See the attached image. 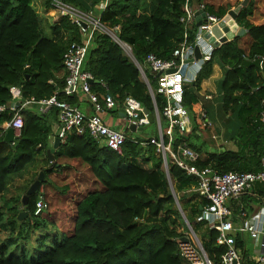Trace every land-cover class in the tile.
I'll list each match as a JSON object with an SVG mask.
<instances>
[{
    "label": "trees",
    "instance_id": "obj_1",
    "mask_svg": "<svg viewBox=\"0 0 264 264\" xmlns=\"http://www.w3.org/2000/svg\"><path fill=\"white\" fill-rule=\"evenodd\" d=\"M66 1L81 8L97 3V0ZM49 2L46 0L47 5ZM184 2L107 0L99 20L130 46L131 54L138 62L144 63L149 52L168 58L184 39V32L187 42H193L197 32L194 16L186 29L179 20ZM188 2L191 5L203 2L205 10L217 16L227 11V5L215 6L205 0ZM253 10L254 0H248L235 19L250 38L247 46L239 44V35L215 46L209 57L203 60L195 78L183 83L182 104L189 113L191 130H195L201 123V89L205 93L207 90L203 81L218 65L221 75L216 82V92L220 107L240 121L239 131L231 137L241 146H251L258 164L264 151V123L259 120L264 82L255 65L243 67L241 64L245 57L260 55L264 67V23L250 19ZM48 26L46 31L33 0H0V103L11 99V85L20 87L21 99L30 96L39 99L56 93L58 97L76 103V93L65 95L61 89L67 72L63 54L69 42L80 40V27L66 15H59ZM82 69L91 72L93 91L101 94L108 90L118 104L127 93L136 97L149 111H154L156 105L161 112L166 103L165 96L157 90L156 73L144 67L152 96L135 61L105 31H93ZM34 106L20 107L23 127L12 141L4 138L5 132L0 134V199L11 174L21 172L39 150L44 151L50 163L42 168L44 178L41 185L46 175L55 169V159L68 156L86 162L101 187L87 190L76 201L70 229L55 228L50 234L37 233L48 220L42 216L44 211L34 213L39 190L29 194L25 204L21 201L22 196L16 197L17 203L9 206L13 210L8 217L4 218L0 210V232L8 230V234L0 239V264H186L178 245V237L183 232L179 229L182 218L175 198L193 230L199 233L207 256L213 264H221L223 246L216 243L217 230L204 220L195 219L207 200L189 190L196 185L194 174L187 173L172 161L167 162L165 169L162 155L155 145L140 142L148 141L149 137L135 136L138 141H133L126 129L121 152L99 144L88 131L70 129L50 159L46 147L56 109L49 106L39 112ZM11 113L9 109L1 111L0 124L4 125ZM161 120L166 124L162 116ZM251 123L261 128L257 141L250 138ZM188 137V134L184 136L174 130L173 146L186 141L199 148ZM237 152L229 149L209 151L194 163L199 167L210 165L220 171L229 170ZM58 166L62 167L60 163ZM18 205H22L20 210ZM21 210L26 211V215L18 219ZM45 235H48L47 239ZM234 237L236 245L244 251V238L240 233H235ZM30 238L34 240L31 246L28 244Z\"/></svg>",
    "mask_w": 264,
    "mask_h": 264
},
{
    "label": "built area",
    "instance_id": "obj_2",
    "mask_svg": "<svg viewBox=\"0 0 264 264\" xmlns=\"http://www.w3.org/2000/svg\"><path fill=\"white\" fill-rule=\"evenodd\" d=\"M104 0L102 8L106 5ZM50 7L59 15H66L69 19L78 24L80 27V40H73L68 43L63 54V63L66 69L65 83L61 91L65 95L82 92L90 100L92 111L86 114L75 103H71L64 98H60L56 93L49 96L35 99L33 96H21V89L18 85H11V99L0 103V112L9 109L12 111L10 118L2 125L0 134L5 132L8 127L13 128L14 136L20 134L23 127V117L20 112L21 106H29L37 104L40 111L45 107L52 106L56 109V119L58 122L57 136L60 141H64L67 131L74 129L77 132L88 131V133L99 143L106 144L110 148L121 152L122 144L126 139L123 130L112 127L106 123L102 113L110 110L117 104L116 99L107 90L101 94L93 91L90 82L93 76L90 71L82 69L83 58L87 47L90 43L92 33L95 29L106 31L105 27L99 20V13L93 10H85L66 0H50ZM183 12L179 17L184 29L191 17L195 18L196 10H203L204 15L201 17L202 22L197 25V32L193 42H187L186 32L184 39L173 49L172 55L168 58H161L153 52L147 53L145 62H138L131 54V58L139 68L140 75L147 84L153 96V90L149 79L145 73L144 67H148L156 73L157 90L165 96L166 103L161 112L155 106L154 112L158 122V133L150 136L148 141H140L141 143H152L156 149L160 151L163 159V166L167 169V162L172 161L187 173L194 174L196 177V185L189 189L196 192L199 196L207 201L200 208V212L196 216V220H204L210 227L217 230L215 237L216 243L223 246L221 253V264H250L245 262L240 253L234 237V226L232 222V207L229 199L237 197L242 192L250 189L254 184L261 186L262 208H264V151L260 158V168L256 170H217L210 165L199 167L194 163L198 158V152L191 147L186 141H180L174 147L172 144L174 130L181 135H186L190 116L186 107L182 104L183 83L187 80L185 73L180 72V67L184 61L194 56V47L199 49L201 59L208 58L212 49L215 47L208 37L204 35L209 31L214 23L223 18V15L216 14L205 10L204 3L199 2L195 6L185 0ZM85 22L86 25H82ZM125 44L130 46L125 42ZM262 66V61H261ZM175 67L177 70L166 72V69ZM188 67V66H187ZM158 71H161L158 74ZM186 71V70H185ZM194 79V78H193ZM19 101V104L16 102ZM126 124L134 123L136 127L148 123L146 114L143 112V106L140 101L132 94L127 93L121 100ZM261 111L260 120L264 122V97L260 100ZM161 116L166 119V124L161 126ZM205 117V120H204ZM203 124L209 123L206 114L202 113ZM133 141H138L135 137H130ZM38 197L35 201L34 213L43 212L48 207V201L38 189ZM178 208L181 211L187 230L178 237V245L180 254L184 258L186 264H213L207 256L201 241L198 239L196 232L193 230L189 220L181 209L177 198H175ZM240 231L248 230L252 237H257L259 229L254 223L243 222L238 228ZM182 236L188 238L187 241L181 239ZM262 250L258 252L254 259L256 264H264V241L261 243Z\"/></svg>",
    "mask_w": 264,
    "mask_h": 264
},
{
    "label": "crops",
    "instance_id": "obj_3",
    "mask_svg": "<svg viewBox=\"0 0 264 264\" xmlns=\"http://www.w3.org/2000/svg\"><path fill=\"white\" fill-rule=\"evenodd\" d=\"M213 1L217 2L218 5L222 4V0H213ZM103 2H104V0H97V3H96L100 7V12L103 9L102 8ZM230 2H231L230 0L224 1V3L228 5L227 9L229 7H234V5H235V4H232ZM196 4H197L196 2L193 3L194 6ZM43 8H44L43 9L44 14L46 16H48L50 22H52L53 20L58 18L59 14L53 8H51L49 6V4L48 5L46 4L45 7L43 6ZM238 27H240V26L238 25L237 28ZM48 30H49V28H48ZM245 31L246 30H244V32L242 34H237L240 36L239 40L246 35L248 36V34H246ZM241 46H243V45H241ZM202 62H203V59L198 58V59L194 60L191 65H188V67L186 68V71H185V76L187 77L188 81H192L193 78H195V75H196L199 67L201 66ZM258 69H259V73L262 77V81L264 82V67L261 66ZM220 75H221V70L218 67V65H215L212 75L203 81V87H207V90L205 93L204 90L201 89V92L203 93L202 96L200 97V102H201L200 104L202 105L201 106L202 109L200 110V122L201 123L198 124V126L195 128V130H191L192 123L190 122V124H189L190 127L186 133V135L187 134L189 135L188 140L193 144H196V143H194V141L191 140V137L197 138L198 140H200L199 143H202L208 136H210V138L212 139V141H210L211 146H216L218 148V150L213 151L212 149H208L206 151H202V150H200V148H194L193 145H190V144L189 145L191 147H193L195 150H197L198 157L205 155L209 151L220 152V151L225 150V149L234 150V151L238 150V152L235 155H233L234 158H233V163L231 165L232 169H229V170H240V169L241 170H256V169H259L260 168V159H259L258 164H256V156L252 152L251 146H248V147H246L245 145L241 146V144L239 143L238 140H234L231 137V136H233V134H236L239 131L240 121L233 114L225 113L220 107L219 98H218V95L216 92V82H217L218 78L220 77ZM75 104H77L82 109V111L85 112L86 114H89L92 111L90 100L82 92L76 93V103ZM32 105H35L34 107L37 109V111L41 112L38 109L37 104L34 103ZM118 106H122V103H120V104L117 103L115 108H117ZM47 108L48 107H45L44 110ZM44 110H42V111H44ZM121 113H123V106H122V108L120 107V108H118V110H115V111L106 110L102 113V116H103L104 120L106 121V123L109 124L110 126L118 128L120 130H123L124 132L126 129V130H128V132H127L128 135H130L131 137H135L136 135H133L131 132L133 130L129 129L130 124L129 125L126 124L124 116ZM202 113L206 114V118L209 121V123L203 124ZM204 120H205V117H204ZM259 120H260V118H259ZM165 121H166V119H165ZM260 121L262 123H264L262 120H260ZM149 123L154 124L153 130L149 134L141 137L142 139L145 137L154 136L158 133V122H157L156 117H155V122H148L146 124H149ZM146 124H144V125H146ZM160 124H161V126L165 125V123H162V120H160ZM1 127H2V124H0V129H1ZM250 128H251V130L249 132V135H250L251 140L257 141V139L259 138L257 136V134L259 135V133L261 132V128L258 125H254L253 123L250 124ZM57 130H58V122H57L56 115H55V118H54L53 123H52V132H51V135L49 137V143H48L46 149L49 147H53L55 136H57ZM61 142L62 141H60L59 144ZM57 146L54 147L53 152L56 150ZM197 146H198V144H197ZM39 151H41V150H39ZM59 157L62 158V156H59ZM63 158H65V157H63ZM56 159H59V158L57 157ZM72 160H74V159H70L69 161H72ZM75 160H79V159H75ZM67 162L62 166L63 168H64V166H67ZM57 169H60V167H58ZM21 172H19V173H21ZM19 173H17V174H19ZM14 174H16V173H14ZM10 179H11V177H10ZM10 179H9V182L7 183L5 190L3 191V196L0 199V201L4 198V194L6 193V190H8V188H9ZM23 184H24V179H21V185L19 186V189L21 188V186ZM260 188H261L260 184L256 183L250 189L242 192L237 197H233V198L229 199V203H230V206L232 207V211H233V215H232L231 219L233 222V226L235 227L233 233L234 234L240 233V235L245 240L244 241V251L242 250V248L240 246L237 245V247L243 256L244 261L249 262L250 264H256L254 256L263 249L261 243H262V241H264V208H262V200H261V195L259 193ZM19 191L20 190H16L14 193H12V190L8 191L9 192V194H8L9 200L13 201V205H15L17 203V201L15 200L16 197L22 196L25 193L23 191L22 192H19ZM21 193H23V194H21ZM21 207H22V205H18V207H17L18 210H20ZM177 207H178V205H177ZM179 211H180V209H179ZM180 215L182 218V222L185 225L181 211H180ZM243 222L254 223V225L259 229V234L256 238L252 237L248 230L240 231L237 229L238 226ZM66 224H69L68 221L66 222ZM185 227H186V225H185Z\"/></svg>",
    "mask_w": 264,
    "mask_h": 264
},
{
    "label": "rangeland",
    "instance_id": "obj_4",
    "mask_svg": "<svg viewBox=\"0 0 264 264\" xmlns=\"http://www.w3.org/2000/svg\"><path fill=\"white\" fill-rule=\"evenodd\" d=\"M205 1L211 2L215 6L218 5L217 2L213 0ZM224 1L225 0H222V5H227L224 3ZM230 1V3L237 5L236 3H238V1L240 0ZM33 3L41 15L44 29L48 31V25L50 21L48 16L44 14L43 10V6L45 7L46 5V0H33ZM84 9L88 10V12H90V10H93L95 13L100 12V7L97 4H94V6H90L89 8ZM250 18L255 23H264V0H254V10ZM106 31L110 33L116 39V41L119 42L124 52L131 56V51L129 47L125 44L124 41H121L116 37L115 33L113 32V29L108 28L106 29ZM249 41L250 38L246 35L239 40V44L246 47ZM140 76L143 79V75L141 74ZM153 125V123H149L144 125L142 129H135L131 132L133 135H136L141 138L149 134L153 130ZM191 140L194 141V143L198 144L200 150L202 151H206L208 149H212L213 151L218 150L216 146H211L210 141H212V139L210 138V136H208L202 143H199L200 140L195 137H191ZM58 158L59 159H56L57 164L55 165V169H53L50 173L46 175V180L39 187V189L41 188L40 192L48 201V207L42 213V216L47 217L48 220H46V223L41 226L39 230H37L38 234H50L52 231H54L55 228L70 229L72 227L71 218L75 212L76 201L81 198L87 190L91 188L101 187L100 182L96 180L89 171L87 167L88 164L86 162H83L81 160H75L78 158H71L68 156H62V158ZM70 159L74 160L69 161ZM66 162L67 166H64V168L60 167V169H57L59 167V163L63 166ZM45 166H50V163H48L44 151L41 150L35 153L34 158L27 163L26 167L23 168L21 173L11 174L9 188L8 190H6L4 198L0 201V210L3 211L4 218L8 217L13 210V208L9 207L11 204H13V201L9 200L8 191L12 190V193H14L16 190H20L19 192H25L28 185L36 178L38 172L42 170V168ZM21 179H24V184L19 189V186L21 185ZM67 221L69 224H66ZM179 229L183 232V234L187 230L183 222L179 226ZM7 234L8 230H1L0 239L5 237ZM196 234L198 239L201 241L199 233L196 232ZM44 238L47 239L48 235H45ZM33 243V238H30L28 244L31 246Z\"/></svg>",
    "mask_w": 264,
    "mask_h": 264
},
{
    "label": "water",
    "instance_id": "obj_5",
    "mask_svg": "<svg viewBox=\"0 0 264 264\" xmlns=\"http://www.w3.org/2000/svg\"><path fill=\"white\" fill-rule=\"evenodd\" d=\"M248 0H241L240 3L235 5L234 7H229L227 11L224 13L223 18L219 20L217 23H214L209 31H206L204 35L208 37L209 41L213 43V45L218 46L220 43L231 39L233 36L237 34H242L244 32L243 27H238L237 28V23H236V15L239 9L241 8L242 5H246ZM204 15V11L199 9L195 11V20H196V25H199L202 22L201 17ZM82 25H86L85 22H82ZM115 32V31H113ZM108 33V32H107ZM111 35L110 33H108ZM112 36V35H111ZM113 37V36H112ZM114 38V37H113ZM115 39V38H114ZM116 40V39H115ZM118 42V41H117ZM119 43V42H118ZM200 57L199 49L197 46L194 47V56L186 59L182 66L180 67V72L182 74L185 73V70L188 65H191L192 62ZM261 61L262 57L260 55L256 56L255 58H247L245 57L241 64L243 67L246 65H255L256 67L260 68L261 67ZM177 70L175 67H171L166 69V72H173ZM161 71H158V74ZM16 104H19V101L16 102ZM143 112L146 114L148 122H152L155 119V112L154 111H149L146 107H143ZM124 116V112L121 113ZM144 125H139L138 127L135 126L134 123H130L129 129L135 130V129H142ZM4 138L7 141H12L14 138L13 134V128L8 127L5 131ZM60 140L58 136H55L53 147H49L46 149V153L48 157L51 159L53 157V150L54 147L59 144ZM44 178V171L40 170L36 176V178L29 184L27 187L25 193L22 195V203L25 204L28 200L29 194L37 191L42 183V179ZM26 215V211L21 210L17 214L18 219H22ZM181 239L183 241H187L188 238L186 236H182Z\"/></svg>",
    "mask_w": 264,
    "mask_h": 264
}]
</instances>
